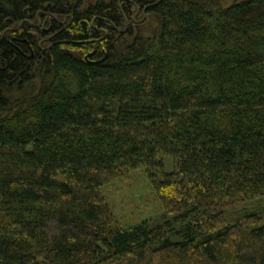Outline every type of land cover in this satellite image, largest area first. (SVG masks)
<instances>
[{
  "label": "trees",
  "instance_id": "obj_1",
  "mask_svg": "<svg viewBox=\"0 0 264 264\" xmlns=\"http://www.w3.org/2000/svg\"><path fill=\"white\" fill-rule=\"evenodd\" d=\"M263 197L264 0H0V264H264Z\"/></svg>",
  "mask_w": 264,
  "mask_h": 264
},
{
  "label": "rangeland",
  "instance_id": "obj_2",
  "mask_svg": "<svg viewBox=\"0 0 264 264\" xmlns=\"http://www.w3.org/2000/svg\"><path fill=\"white\" fill-rule=\"evenodd\" d=\"M165 164L167 171L174 170L172 156L165 157ZM102 193L111 206L116 220L125 228L145 220L158 219L165 213L163 204L154 192L144 169H138L124 178L113 180L102 188ZM256 204L264 206V197L254 200L253 205Z\"/></svg>",
  "mask_w": 264,
  "mask_h": 264
},
{
  "label": "flooded vegetation",
  "instance_id": "obj_3",
  "mask_svg": "<svg viewBox=\"0 0 264 264\" xmlns=\"http://www.w3.org/2000/svg\"><path fill=\"white\" fill-rule=\"evenodd\" d=\"M139 12H137V14H138Z\"/></svg>",
  "mask_w": 264,
  "mask_h": 264
}]
</instances>
